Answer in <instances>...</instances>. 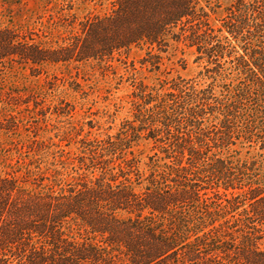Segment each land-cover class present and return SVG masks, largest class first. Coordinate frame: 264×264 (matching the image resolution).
I'll list each match as a JSON object with an SVG mask.
<instances>
[{"label": "trees", "instance_id": "obj_1", "mask_svg": "<svg viewBox=\"0 0 264 264\" xmlns=\"http://www.w3.org/2000/svg\"><path fill=\"white\" fill-rule=\"evenodd\" d=\"M77 21L55 42L0 26V64L35 75L114 66L147 46L142 64L158 68L175 42L195 48L203 70L149 85L133 64L131 118L116 134L88 133L75 155L57 143L62 169L50 176L34 161L0 172V264H264V160L241 156L264 150V0H232L220 26L202 0H114Z\"/></svg>", "mask_w": 264, "mask_h": 264}, {"label": "rangeland", "instance_id": "obj_2", "mask_svg": "<svg viewBox=\"0 0 264 264\" xmlns=\"http://www.w3.org/2000/svg\"><path fill=\"white\" fill-rule=\"evenodd\" d=\"M71 1L0 0V26L33 29L46 35L47 41H61L72 31L75 20L109 13L114 0ZM231 3L232 0H202L216 26L222 24ZM70 12L75 18H60ZM148 52L147 46L134 47L128 56H123L128 64L115 61L114 66L96 62L46 64L36 75L28 65L0 64V172L18 170L17 174L22 175L27 169L25 161H34L32 169L37 170L39 165L46 171L49 167L50 176L56 168L62 169L57 143L77 154L79 141L88 133L102 137L116 134L131 118L134 87L129 76L133 64L139 69L138 79L149 85L178 76L192 79L203 70L204 63L197 60L195 48L184 44L173 42L169 51L161 54L158 68L149 62L147 66L142 64L145 58L151 60ZM68 134L70 146H66L67 141L61 142ZM41 143L44 150L40 155L31 156V160L20 156L25 145L40 147ZM135 150L146 168L148 155L153 154L151 143L143 141ZM241 153L245 158L264 160V150L259 147L242 149ZM67 173L74 175L71 168Z\"/></svg>", "mask_w": 264, "mask_h": 264}]
</instances>
